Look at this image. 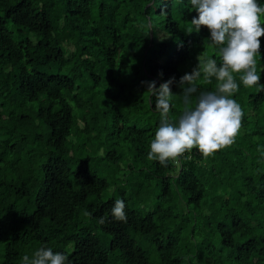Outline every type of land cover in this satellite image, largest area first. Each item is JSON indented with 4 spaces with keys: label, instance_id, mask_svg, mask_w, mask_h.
<instances>
[{
    "label": "trees",
    "instance_id": "obj_1",
    "mask_svg": "<svg viewBox=\"0 0 264 264\" xmlns=\"http://www.w3.org/2000/svg\"><path fill=\"white\" fill-rule=\"evenodd\" d=\"M196 15L189 0H0V264L42 246L70 264H264V87L232 96L233 145L147 159L160 120L147 83L175 78V120L197 56L221 63ZM216 83L201 78L193 105Z\"/></svg>",
    "mask_w": 264,
    "mask_h": 264
},
{
    "label": "clouds",
    "instance_id": "obj_2",
    "mask_svg": "<svg viewBox=\"0 0 264 264\" xmlns=\"http://www.w3.org/2000/svg\"><path fill=\"white\" fill-rule=\"evenodd\" d=\"M197 13L190 23L196 33L206 28L210 47L217 50L221 63L215 59L197 56V65L191 73L184 74L178 83L182 89L184 109L178 119L169 116L171 101L175 94L171 86L175 78L159 87L155 81L147 83V92L155 97L154 110L159 114V126L150 141L147 159L167 166L184 154L196 149L207 158L220 149L233 145L241 129L244 112L232 96L240 84L246 88L261 86V75L257 71L256 57L261 53V37H264V5L257 0H189ZM217 81L214 91L201 92L195 104L192 95L197 92V82L203 79ZM237 77L239 83L237 82ZM190 158V157H189ZM126 205L116 199L110 210L116 221H126ZM85 216H91L88 211ZM109 214L98 218L104 224ZM21 264H70L67 255L40 247L31 257L25 255Z\"/></svg>",
    "mask_w": 264,
    "mask_h": 264
},
{
    "label": "rangeland",
    "instance_id": "obj_3",
    "mask_svg": "<svg viewBox=\"0 0 264 264\" xmlns=\"http://www.w3.org/2000/svg\"><path fill=\"white\" fill-rule=\"evenodd\" d=\"M7 28L9 29V26H7ZM123 162H125L126 163V160H124V161H122L121 162V164L119 165V167L121 166L122 167V165L124 164ZM99 165H98V167H100V168H103V170H102V172H103V174L106 172V169H105V165L104 164H102V163H98ZM119 167L117 168L118 169V172L116 173V171H115V177H119V178H121L122 177V175L125 173V169H123V168H121L120 170H119ZM116 168V167H115ZM114 177V178H115ZM111 186V185H110ZM112 187H113V185L111 186V187H109L108 189H107V192L108 193H112ZM152 205V204H151ZM151 209V208H150ZM193 264H195V263H193Z\"/></svg>",
    "mask_w": 264,
    "mask_h": 264
}]
</instances>
